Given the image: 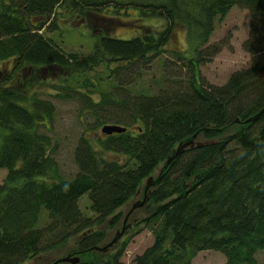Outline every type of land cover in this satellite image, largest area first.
Returning a JSON list of instances; mask_svg holds the SVG:
<instances>
[{"label": "trees", "instance_id": "16d2710c", "mask_svg": "<svg viewBox=\"0 0 264 264\" xmlns=\"http://www.w3.org/2000/svg\"><path fill=\"white\" fill-rule=\"evenodd\" d=\"M62 6L97 30L91 51L64 52L42 34L56 28ZM128 6L136 10L133 19L125 17ZM232 6L248 12L240 46L249 64L220 85L203 82L197 75L202 48L214 21ZM150 18L164 26L143 22ZM175 24L190 43L189 55L170 53L185 61V83L165 74L155 93H132L129 86L165 50ZM115 26L129 36L105 31ZM57 77L54 93H46ZM32 79L37 89L30 88ZM50 95L77 97L92 117L91 134H80L73 147L76 172L68 179L60 177L52 155ZM262 107L264 0H0V264H21L73 235L79 240L68 255L79 256L76 264H190L202 250L222 253L221 264H257L254 254L264 248V111L244 120ZM103 124L125 130L101 133L93 143ZM193 134L206 142L162 167ZM148 176L156 182L140 222L151 243L130 263L119 260L125 241L103 260H92L88 253L103 238L92 225L115 226L116 210ZM84 193L93 216L78 207ZM42 210L48 222L36 227Z\"/></svg>", "mask_w": 264, "mask_h": 264}, {"label": "rangeland", "instance_id": "374dc122", "mask_svg": "<svg viewBox=\"0 0 264 264\" xmlns=\"http://www.w3.org/2000/svg\"><path fill=\"white\" fill-rule=\"evenodd\" d=\"M56 28L46 31L42 30V34L56 43L64 52L87 53L92 50L95 37L92 30L87 24L86 18L79 12H70L63 6L57 8ZM128 13L126 18L133 19L136 16V10L133 7H127ZM249 16L246 9L232 6L221 20H215L213 30L208 37L207 42L203 46V59L198 64V77L203 81L215 85H220L235 70L248 66L249 56L241 49V42L247 35ZM135 23V21H133ZM143 22L155 26L159 29L164 26L162 19H145ZM105 31L113 36L127 37L129 32L125 29L115 27H107ZM172 51H185L186 55L190 51V43L187 40L186 31L180 24L172 26V34L169 41L165 45V50L152 59L140 76L129 86L132 93L144 92L153 94L162 86V80L165 74L172 79H177V83H185V61L176 60L170 54ZM184 52V53H185ZM163 63L167 66L163 68ZM165 69V70H164ZM91 76V75H90ZM72 81V78L69 79ZM101 81V80H100ZM20 82V81H19ZM51 86L43 88L46 93L53 94L59 77L50 81ZM21 84V83H20ZM39 82L32 79L30 88L37 89ZM106 88V87H104ZM53 104V116L51 117L48 127V134L53 144V158L57 165V172L64 179L71 178L76 172V166L73 161L72 151L76 140L80 134L88 136L91 134L89 129L92 117L83 109H80L78 98H60L57 96H48ZM100 127H97L96 134H92V142L95 137L101 134ZM205 138L198 135L193 139V143L205 142ZM97 148V146H96ZM106 158H114L115 156L109 152H101ZM121 159L123 158L120 156ZM159 164L152 172V176L156 175ZM5 175V170L0 168V183ZM143 181L137 189V192L116 211L121 213V217L113 227H108L106 223L92 225L91 230L101 231L103 233L102 240L97 244L103 245L111 239L115 230L120 229L124 225L125 230L118 240L112 244L104 252L92 250L88 253L92 260H103L106 254L113 253L119 245L125 241V247L119 257L124 263H130L135 255L140 254L152 241V236L147 228L142 226L140 220L143 218L148 209L144 206L135 208L129 214L128 218L122 223L123 215L130 208L131 204L140 200L142 197ZM77 204L84 216H93L89 210V201L86 194H82ZM48 222L46 212L42 210L36 227H41ZM79 235L68 237L63 243L43 251L32 258L24 260L21 264H52L60 257L76 249V242ZM257 264H264V248L257 250L254 254ZM79 257V256H78ZM224 255L216 250H202L195 254L190 264H221L224 262ZM56 264H70L68 262H57Z\"/></svg>", "mask_w": 264, "mask_h": 264}, {"label": "water", "instance_id": "95a60500", "mask_svg": "<svg viewBox=\"0 0 264 264\" xmlns=\"http://www.w3.org/2000/svg\"><path fill=\"white\" fill-rule=\"evenodd\" d=\"M264 111V107H262L260 110H258L256 113H254L253 115L249 116L248 118H246L244 121L245 122H251L254 121L255 119H257V117ZM235 121H238L237 119H235ZM203 129H207V128H203ZM125 128L116 124H103L100 127V132L103 134H111V133H117V132H122L124 131ZM196 134H193L191 137L179 142L176 147L174 148V150L172 151V153L166 157L163 166L165 167L167 164H169V162L171 161V159L175 158L177 155H179V153L187 148V147H192L193 145H199L200 143H193V139L195 138ZM206 142V141H205ZM156 182V178L152 177V176H148L145 179L144 185H143V190H142V198L140 200H136L134 201L130 208L126 211V213L123 215L122 218V223L128 218L129 214L131 213V211H133L135 208L141 207L148 199V194H149V187L152 186L154 183ZM125 227L124 225H122L120 227V229L115 230L113 236L111 237V239L109 241H107L105 244H103L102 246H94L93 249L94 250H98V251H105L107 250L112 244H114L118 238L122 235V233L124 232ZM79 261V258L76 255H66L63 257L58 258L57 260H55L52 264H55L57 262H68L70 264H76Z\"/></svg>", "mask_w": 264, "mask_h": 264}, {"label": "bare ground", "instance_id": "6f19581e", "mask_svg": "<svg viewBox=\"0 0 264 264\" xmlns=\"http://www.w3.org/2000/svg\"><path fill=\"white\" fill-rule=\"evenodd\" d=\"M260 115H261V114H260ZM260 115H259V116H260ZM259 116H258V117H259Z\"/></svg>", "mask_w": 264, "mask_h": 264}]
</instances>
